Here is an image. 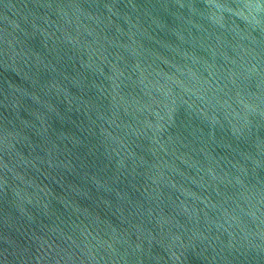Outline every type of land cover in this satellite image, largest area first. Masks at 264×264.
<instances>
[{"label":"water","instance_id":"water-1","mask_svg":"<svg viewBox=\"0 0 264 264\" xmlns=\"http://www.w3.org/2000/svg\"><path fill=\"white\" fill-rule=\"evenodd\" d=\"M0 264H264V0H0Z\"/></svg>","mask_w":264,"mask_h":264}]
</instances>
